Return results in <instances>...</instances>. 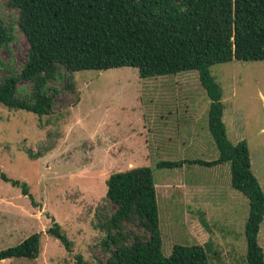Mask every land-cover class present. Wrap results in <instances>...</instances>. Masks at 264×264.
Masks as SVG:
<instances>
[{
  "label": "rangeland",
  "instance_id": "obj_1",
  "mask_svg": "<svg viewBox=\"0 0 264 264\" xmlns=\"http://www.w3.org/2000/svg\"><path fill=\"white\" fill-rule=\"evenodd\" d=\"M0 14L14 24L16 13L3 2ZM16 37L10 50L0 51V79L17 72L25 60L28 45ZM210 71L222 89L227 137L236 144L239 132L246 141L251 171L264 193V62L232 61ZM74 79L76 93L60 94L48 116L0 105V170L25 182L38 205L0 180V250L41 233L36 259L0 264H75L76 255L89 264L104 261L103 234L94 222L108 205L105 181L137 167L152 171L164 257L175 245L208 243V264H247L248 200L231 187L230 165L157 168L163 161L219 156L207 127L210 101L197 73L141 79L134 68H116L79 71ZM29 152L40 157L32 159ZM194 186L204 189L196 193ZM52 218L73 243L72 252L45 234ZM258 242L264 253V219Z\"/></svg>",
  "mask_w": 264,
  "mask_h": 264
},
{
  "label": "trees",
  "instance_id": "obj_2",
  "mask_svg": "<svg viewBox=\"0 0 264 264\" xmlns=\"http://www.w3.org/2000/svg\"><path fill=\"white\" fill-rule=\"evenodd\" d=\"M16 13L14 24L0 14V51L10 50L18 33L28 48L17 72L0 79V105L38 117L56 108L62 93H76L74 73L134 68L150 79L196 72L209 99L207 127L219 156L214 161H163L157 168L184 164L206 168L228 163L231 187L248 200L244 225L246 263L264 264L258 242L264 219V193L251 171L245 140L233 144L223 122L222 89L210 68L238 62H264V0H0ZM3 63L0 61V69ZM22 83V85L20 84ZM32 159L39 154L28 153ZM0 180L20 189L38 206L25 182L0 170ZM94 228L105 254L97 264H208L207 248L175 245L162 254L157 194L148 167L112 173ZM110 206L113 208L111 209ZM202 225L208 229L203 220ZM45 234L70 253L73 243L52 218ZM41 233L0 250V261L36 259ZM75 264H89L81 255Z\"/></svg>",
  "mask_w": 264,
  "mask_h": 264
},
{
  "label": "crops",
  "instance_id": "obj_3",
  "mask_svg": "<svg viewBox=\"0 0 264 264\" xmlns=\"http://www.w3.org/2000/svg\"><path fill=\"white\" fill-rule=\"evenodd\" d=\"M223 117H224V116H223ZM226 133H227V128H226ZM237 136H238V141H237V142L243 140V138L240 136L239 132L237 133ZM233 137H234L235 139H237L235 133H233ZM227 171H228V169H227ZM179 186H180V185H179ZM182 188H183V186H182ZM192 189H193V190H191V191H195L196 193H200L204 188H203V186H194V187H192ZM199 204H202V205L205 204V205H206V202H205V203L200 202ZM219 208H220V207H219ZM5 261H6V260H5ZM0 262H1V261H0Z\"/></svg>",
  "mask_w": 264,
  "mask_h": 264
}]
</instances>
